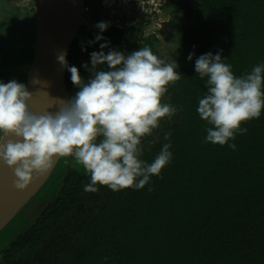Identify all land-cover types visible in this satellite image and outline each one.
I'll return each instance as SVG.
<instances>
[{
  "label": "trees",
  "instance_id": "1",
  "mask_svg": "<svg viewBox=\"0 0 264 264\" xmlns=\"http://www.w3.org/2000/svg\"><path fill=\"white\" fill-rule=\"evenodd\" d=\"M92 3L97 8L100 0ZM172 3L178 6L173 24L180 27L179 43L164 58L179 64L182 77L169 86L164 102L180 110L162 119L141 144V158L151 162L170 143L172 160L141 189L98 186L95 193L83 190L89 174L69 168L30 225L0 248V264H264V110L241 125L246 134L228 142L235 150L205 142L211 125L197 108L207 93L206 78L195 72V60L208 52H219L237 76L264 64V0ZM103 16L95 13V21ZM29 31L28 47L0 64V70L10 67L1 81L8 82L16 66L17 81L26 84L35 26ZM83 31L67 62L85 82L92 76V52L115 49L127 55L155 43V36L138 43L139 32L124 37L118 27L98 34L104 37L100 41L90 29ZM105 42L108 47L101 49ZM66 84L73 96L79 91L68 69Z\"/></svg>",
  "mask_w": 264,
  "mask_h": 264
},
{
  "label": "clouds",
  "instance_id": "2",
  "mask_svg": "<svg viewBox=\"0 0 264 264\" xmlns=\"http://www.w3.org/2000/svg\"><path fill=\"white\" fill-rule=\"evenodd\" d=\"M96 27L104 31L108 22ZM103 39L96 37V41ZM106 47L107 42L100 45ZM90 56L92 76L85 82L79 69L68 65L66 53L57 54L79 91L60 100L55 112L34 111L29 103L33 93L24 83L0 81V162L13 168L18 190L47 173L58 158L70 157L83 167L90 175L83 190L92 193L98 186L113 191L141 189L172 160L170 143L151 162L141 158V144L162 119L170 120L180 110L164 102L169 86L182 77L179 64L148 46L127 55L111 49ZM192 58L190 53L188 59ZM98 65H106L107 70H97ZM195 72L206 78L207 93L197 108L200 118L211 125L205 142L228 144L235 150L236 145L228 142L246 134L247 128L241 125L260 118L264 110V64L237 76L219 52H208L195 60Z\"/></svg>",
  "mask_w": 264,
  "mask_h": 264
},
{
  "label": "water",
  "instance_id": "3",
  "mask_svg": "<svg viewBox=\"0 0 264 264\" xmlns=\"http://www.w3.org/2000/svg\"><path fill=\"white\" fill-rule=\"evenodd\" d=\"M33 1L35 37L25 85L33 93L29 103L34 111L37 113L45 110L55 112L58 110L60 100L69 99V91L65 82L67 68L58 62L57 54L61 51L65 52L67 60L81 23H86L83 15L85 0ZM51 105L53 106L50 108ZM5 139L7 140L8 137ZM60 159L54 162L53 167L47 173L36 176L23 190H18L14 185L16 177L13 168L0 162V232L38 193ZM67 161L66 173L71 166L72 158L68 157Z\"/></svg>",
  "mask_w": 264,
  "mask_h": 264
},
{
  "label": "rangeland",
  "instance_id": "4",
  "mask_svg": "<svg viewBox=\"0 0 264 264\" xmlns=\"http://www.w3.org/2000/svg\"><path fill=\"white\" fill-rule=\"evenodd\" d=\"M10 2L8 0H0V24L4 21H9L11 18L15 17L16 14L18 16H20L19 14H21L22 18L24 17L25 11H29L34 8L33 0H13ZM158 11L159 14L155 16V14H152L153 11L151 13V10H149L146 6H140V8H135L134 11L125 12L124 10L122 14H124L123 16H128L129 20L131 18L133 20L131 21L132 23L143 22L141 27L143 28L142 30L145 35L153 32L157 34V41L154 49L159 52L158 55L163 58L167 54L169 48H175L178 45L179 40L177 39V37L180 33V27L173 24L174 20L177 19L173 8L169 7L167 10L162 11L158 9ZM117 17H119V14L115 17V19ZM19 22L20 21L17 22L18 25ZM20 32V30L17 32L18 39H21L19 36ZM23 45H26L28 47V42L27 44ZM28 53H26V55L28 56L27 59L31 57ZM192 65L193 63L191 64V66ZM25 69H28L27 65H25ZM184 71L185 70L182 69L181 73H183ZM67 163L68 161L65 158H62L58 161L47 182L26 204V206L18 212L16 217L9 223V225H7L4 230L0 232V248L5 246L10 240L13 239V237L17 233H19L24 227L30 225V223L34 220L35 216L40 211V207L45 204V202L52 196L55 189L61 183V180L63 179L67 169ZM71 167L76 170H80L81 172H85L83 167L81 165H78L74 161V159H72L70 168Z\"/></svg>",
  "mask_w": 264,
  "mask_h": 264
},
{
  "label": "flooded vegetation",
  "instance_id": "5",
  "mask_svg": "<svg viewBox=\"0 0 264 264\" xmlns=\"http://www.w3.org/2000/svg\"><path fill=\"white\" fill-rule=\"evenodd\" d=\"M8 1L10 2L13 0H8ZM86 1L87 0H85L84 7H87V9H84V7H83V15L86 19V23H81L77 37L81 32H84L83 31L84 27L90 29L92 37H94V38L98 34H101L102 32L107 31L111 27H115V28L118 27L120 30H122V33H124V37H125V33H126L128 38L135 37V33L139 32L140 36L143 38H141L138 43L144 42L145 39L147 41V39L155 36V40H154L155 43H154V46H152L151 48L154 52H156L157 55L159 52H157L154 49L155 45H156V41H157V34L155 32H153V33H149L148 35H145L143 30H142L143 28L141 27L143 22L132 23L131 21H133V20L131 18L129 20L128 16H123L124 14H122V12L124 10H125V12L134 11L135 8H140V6L141 7L146 6L149 10H151V13L153 11L152 14H155V16H157V14H159L158 9L162 11V10H167L169 7H171V8H173V11L175 12L176 18H177L176 9L178 8V6L176 4H173L172 0H100L99 6L97 8H95L94 3H92V2H94V0H88L89 1L88 4H86ZM10 3H12V2H10ZM90 12H92V13H90ZM95 13L105 15L102 17V21L108 22V27L106 30L101 31L99 28L96 27V25L98 23L95 21V17H94ZM34 14H35L34 9H31L29 11H25L24 17H22V18H21V16H22L21 14H19L20 16H18L16 14L17 18L13 17L9 21H4L0 24V35H1L0 39L3 38L2 40H0V64H2L6 60L5 59L6 56H8V60H11L12 55L13 56H19V53L21 52V50H23L21 47L26 46L23 44H27L29 38L32 35V31L30 32L29 30L33 27V25L35 26V24H34L35 23V17L33 16ZM118 14H119V17H117L115 19V17L118 16ZM18 21H20L19 25L17 24ZM14 27H17V28H14ZM132 28H133V31H132ZM19 30L21 31L20 35H19L21 39L17 38V32ZM122 33H121V35H122ZM77 37L75 38V40L77 39ZM168 52H169V49H168ZM24 53H26V52H24ZM0 68H1V66H0ZM3 68H4V71H3ZM3 68L0 70V81L5 76L4 75L5 72H10L9 66L3 67ZM18 71H19V69L16 66H14V69L12 71L13 75L11 74V76H9V81H11L13 79H15V80L18 79L17 78ZM65 82H66V80H65ZM68 91H69V89H68ZM72 96H73V94H71L69 91V99ZM65 159H68V158H65ZM65 175H66V172H65ZM65 175H64V177H65ZM63 180L64 179H62L61 182Z\"/></svg>",
  "mask_w": 264,
  "mask_h": 264
},
{
  "label": "built area",
  "instance_id": "6",
  "mask_svg": "<svg viewBox=\"0 0 264 264\" xmlns=\"http://www.w3.org/2000/svg\"><path fill=\"white\" fill-rule=\"evenodd\" d=\"M84 9H87V7H84Z\"/></svg>",
  "mask_w": 264,
  "mask_h": 264
}]
</instances>
